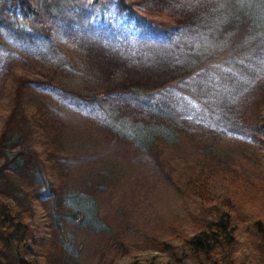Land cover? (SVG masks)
I'll use <instances>...</instances> for the list:
<instances>
[{
  "label": "trees",
  "instance_id": "obj_1",
  "mask_svg": "<svg viewBox=\"0 0 264 264\" xmlns=\"http://www.w3.org/2000/svg\"><path fill=\"white\" fill-rule=\"evenodd\" d=\"M228 69L250 87L264 72V0H0V264H59L48 233L72 259L64 220L103 228L89 194L47 178L68 154L49 128L64 115L101 132L92 159L130 156L181 201L136 233L125 264H264V107L229 130L218 101L240 84L223 91ZM210 76L221 90L207 96ZM228 136L249 144L225 148Z\"/></svg>",
  "mask_w": 264,
  "mask_h": 264
},
{
  "label": "rangeland",
  "instance_id": "obj_2",
  "mask_svg": "<svg viewBox=\"0 0 264 264\" xmlns=\"http://www.w3.org/2000/svg\"><path fill=\"white\" fill-rule=\"evenodd\" d=\"M65 46L73 48L71 61L79 69H84L83 66L77 64L78 61L82 62V59L76 50V44L69 43ZM243 67L247 69L249 66L243 64ZM232 73H234L233 69H228L222 73L224 77L221 81V85L224 87L223 91L231 89L229 88L230 77L240 86L237 90L234 88L235 93L233 92L229 99L228 95L223 94L218 104H224L228 100L224 105L226 108H230L227 112L233 121L241 113L248 119L250 113L256 114L264 107V72L261 70L257 72L255 85L257 88L247 86L243 78ZM70 78L69 82L72 83V80L79 77L74 73ZM209 78L208 88L201 91L203 94L206 93L207 96H209L208 89L211 87L216 88L218 91L221 90V85L216 86V77L210 76ZM114 82H116L115 78L111 83ZM82 87L84 89L83 84ZM112 98L115 99L113 96ZM223 113L225 114L224 109ZM59 118L56 121H51L49 128L51 134L68 151V154L58 163L59 169L62 170L60 174H55L51 167L48 170L47 167L50 166V162L46 164L47 178L50 181L54 180L57 185L61 184L60 191L57 192L70 189L89 194L94 201L92 204L96 211V218L103 228L96 232L90 227L72 225L68 220L62 221L63 223L59 224L64 229L65 241L68 242L67 244L72 250L71 254L74 256L72 259L66 257V253L60 249L57 241L58 236L52 239L53 236L51 237L48 233L44 236L47 239L50 238V243L53 240L56 244V248L51 250L49 257L54 258L59 264H106L108 260H110L109 263L113 262V264H125L130 261L131 255H139V252L134 250L135 242L138 240L136 233L140 231L142 236L147 233L154 223L160 222V215H165L168 212L174 214L176 213L175 210L179 211L182 205L181 201L175 197L170 183L160 173H154L146 168L139 167L130 156H110L107 160L104 157L92 159L94 154L89 148L93 149L104 143L101 132L96 129L94 124L82 121L77 116L73 119L66 115ZM241 123L240 120L237 122L228 120L227 126L230 127L229 130L233 131L235 128L242 129ZM201 132L206 138L208 132L203 129ZM182 134H186L185 129ZM182 139H185L181 140L185 141L183 143L185 149L190 150L192 146L187 134L183 135ZM221 139V143L225 148L226 146L231 148L234 145H242V143L249 144L248 141L233 139L229 136L228 139L225 137ZM116 150L122 152V148ZM58 154L64 155L65 151L63 152L59 147ZM97 175L103 177L101 180L103 184L98 187L96 182L100 180H98ZM49 207L48 203L44 208L33 205L32 208L36 213L35 218L42 217L43 220V215L46 216ZM50 229L55 235V229L53 227H50ZM115 236L122 240L124 245L109 251L108 249L111 246L109 243L112 244L111 238L114 241ZM34 238V242L36 241L35 243L39 244V239H43V234L38 236L34 234ZM124 238L128 240L127 243L123 240ZM125 249H128L129 252ZM29 258H32V256H29Z\"/></svg>",
  "mask_w": 264,
  "mask_h": 264
}]
</instances>
